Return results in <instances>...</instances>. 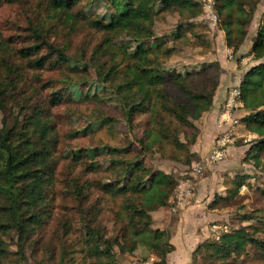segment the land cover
<instances>
[{
  "label": "trees",
  "instance_id": "trees-1",
  "mask_svg": "<svg viewBox=\"0 0 264 264\" xmlns=\"http://www.w3.org/2000/svg\"><path fill=\"white\" fill-rule=\"evenodd\" d=\"M41 1L47 11L61 16L70 27L85 20L87 26L103 35V41L95 46L86 62V58L70 57L64 46L51 42L42 28L33 25L19 48L5 49L0 40V112L3 116L0 126V234L13 235L12 241L17 248L15 253L9 252L0 238V264L27 261V248L35 242L46 243L44 248L51 254V260L55 258V264H123L124 258L134 256L138 248L145 250L141 254H147L145 259L154 255L159 258L158 264H166L168 254L174 250L169 243L170 234L151 228L150 213L168 205L181 176L156 171L145 164V159L156 154L160 159L173 162H180V155H185V164L199 160L191 154L200 133L195 122L212 107L221 68L205 66L195 73L160 75L156 71L160 60L173 54V50L162 51L160 46L156 49L138 46L129 51L128 46L121 45L108 55L115 46L113 39L116 37L140 44L153 35L154 0H112L109 19L92 22L74 11L80 0ZM261 1L213 0L225 46L234 54L244 43ZM162 5L164 9H178L180 15L184 11L191 15L201 12V5L194 0H162ZM182 32L178 27L174 38L179 39ZM120 55L122 60L118 59ZM247 55L257 64L247 69L239 84L243 111L239 121L246 132L259 137L244 158L247 164L258 166L259 158L264 156V11ZM124 61V69L118 68ZM76 63L85 69L93 67L94 79L106 89L114 85L130 131L136 126L146 130L143 137L137 138L138 151L131 145L120 149L97 145L94 149L70 151L71 158H66L70 159L75 172L71 171L73 176L64 180V194L73 203L65 207V212L72 211L73 216H63L59 221L60 234H53L52 239L45 242V231L54 217L59 182L56 155L60 141L52 110L62 103L102 102L103 98L98 94L91 98L82 94V83L71 77L76 70L70 69L58 83L44 81L41 73L61 66L67 71L70 64ZM119 72L124 74L117 82ZM29 73L36 80L32 89L34 95L46 93L43 99L26 98L31 80ZM22 93L26 106L18 102ZM15 107L20 108V114L13 116ZM142 116L145 121L137 122ZM104 119L101 118L99 125L106 124ZM100 157L110 163L108 169L99 166L96 159ZM184 177L185 174L181 179ZM232 184L229 198L245 185V179L235 178ZM111 198H119L121 202L119 211L112 212L109 222L113 228L109 234L101 215ZM257 226L255 229L259 228L264 235V220ZM250 229L240 227L223 233L218 240L203 241L193 252L191 264H234L251 253L264 261V239ZM52 241L55 244L51 245ZM11 256L17 260H12Z\"/></svg>",
  "mask_w": 264,
  "mask_h": 264
},
{
  "label": "rangeland",
  "instance_id": "rangeland-1",
  "mask_svg": "<svg viewBox=\"0 0 264 264\" xmlns=\"http://www.w3.org/2000/svg\"><path fill=\"white\" fill-rule=\"evenodd\" d=\"M154 1L153 35L140 44L125 37H116L113 39L115 46L109 50L108 55L116 52L117 46L121 45L128 46L130 48L129 51L135 50L138 46L151 47L153 49L160 46L162 51L171 50L172 52L173 50V54L171 53L167 59L160 60L161 64L156 68L157 73L160 75H185L186 73H195L205 66L213 68L218 65L220 67L218 63H215V60L222 59V56L230 61L232 65L236 64L243 69L252 66L249 59H245L247 54H234L232 50L225 46L224 33L219 29L213 0L210 2L208 0H194L201 5V12L198 15H191L189 11H184L180 15L178 9H164L162 0ZM261 2L258 6L259 9L257 8L259 12L264 11V0ZM111 4L112 0H80L74 11L79 12L80 17L82 16L83 19L90 22L94 20L103 21L109 19L108 14L110 13ZM207 8L213 11L215 17L210 14ZM256 24L257 31L259 22L257 23L256 21L255 26ZM32 25L42 28L43 34L57 46H64L70 57L74 56L77 59L86 58V62H88V57L91 56L95 46L103 41V35L87 26L85 20H80L75 27H70L64 23L61 16H55L52 12L47 11L41 0L0 1V40L4 42L5 49L7 47L10 49L19 48V44L29 36L28 29ZM178 27L183 32L179 39H175L174 34L177 32ZM105 58H108V56ZM118 59L122 60L123 57L120 55ZM101 64L102 61L99 65ZM125 64L126 62L124 61L118 68L124 69ZM70 69L76 70V74H72L71 77L82 83L80 89L83 95H88L91 98L93 95L98 94L103 99L102 102L80 101L77 99V103H62L57 109L52 110L60 141L56 155L59 161L57 168L59 182L56 185L54 217L45 231V242L52 239L53 234H60L61 224L59 221L63 216H73L72 211L65 212V207H71L73 203L64 194V186L66 185L64 180L69 176H73L71 171L75 172L72 170L73 167L70 166V159L66 158L67 156L71 158L70 151L94 149L97 145L118 149L131 145L135 151H138L137 138L143 137V132L146 130L143 126H136L132 131L128 129L124 120L123 109L114 93V85H111L109 90L96 81L94 79L96 78V72L93 67L85 69L78 63L73 66L70 64V68L67 71H64V67L61 66L53 70H46L41 73V76L44 81L53 80L58 83ZM123 74L119 72L116 78L117 82L121 81ZM31 76V73H29L28 77L31 78ZM28 85L30 88L27 91L26 98H31V96H33V100L35 98L37 100L44 98L46 93H41L38 97L34 95L32 89L36 86V80L33 77ZM37 92H40L39 88H37ZM24 95L22 93L18 96V102L26 106ZM18 108L15 107L13 109V116L20 114V108ZM103 117L106 124L99 125V121ZM2 118L3 116L0 112V126ZM138 120L144 122L145 117L138 118L137 122ZM233 133V140L230 144L227 158L229 162L220 163L215 166V169L209 170L207 168L199 178L196 189L203 179L209 181V188L206 191L207 197L211 201L214 199L210 203L209 208L211 210L208 221L210 234H212L211 227L213 224L218 225L222 229L226 228L227 231L240 227H251V233L264 239L262 231L259 228L255 229L258 227L260 220H264V156L261 159L259 158L258 166L247 164L243 160L247 146H249L248 144L257 141L259 137H255V139L248 138V133L242 127L235 129ZM180 156V162H173L167 159H160L156 154L149 155L145 159V164L152 166L154 169H157L158 166L167 167L170 170L179 172L177 174L182 177L190 164L184 163L185 155ZM96 160L101 168H109L110 163L103 157ZM214 172L217 173L216 178L211 176ZM238 177L245 179V185L239 189L235 196L229 198L228 190L233 188L232 181ZM105 182L107 183V180ZM174 194L175 190L173 196ZM120 202L119 198L108 199L105 211L101 215V221L104 222L109 234H111L110 232L113 228L109 220L114 212L119 211ZM248 217H251V219ZM0 238L5 243L6 250L11 253L17 251L14 241H12L13 235L10 237L1 235ZM53 244H55L54 241L51 242V245ZM45 245L46 243L35 242L32 247L27 248V261L20 260L18 264H55V258L53 260L50 259L51 254L46 251ZM115 250L116 253L119 252L118 248H115ZM145 255L147 254L139 255L135 258L145 259ZM10 258L17 260L15 256ZM132 260L130 256H127L124 258L123 264H128ZM234 264H264V261H261L256 255L251 253L247 257H242L235 261Z\"/></svg>",
  "mask_w": 264,
  "mask_h": 264
},
{
  "label": "crops",
  "instance_id": "crops-1",
  "mask_svg": "<svg viewBox=\"0 0 264 264\" xmlns=\"http://www.w3.org/2000/svg\"><path fill=\"white\" fill-rule=\"evenodd\" d=\"M261 3L262 2H260V4ZM258 9L254 14L253 22L249 27L248 34L244 40V43L242 44L238 52V54L240 55L248 54L251 50L252 40L255 36L257 27V24L255 26V23L256 21L257 23L259 22V18L261 16V13L263 12H259ZM245 59H249L251 65H254L256 63L251 59V56L249 55H246ZM215 63H218L221 67L220 84L213 97L212 107L208 112L204 113L198 121L195 122V126L199 129L200 133L191 149V154H193L195 158L199 160L205 158V156L210 152L218 135L223 130H226L230 127V123L224 121L221 117V104L226 96L228 89L232 86L239 85L245 72L248 69V67H246V69H243L241 66H238L236 64L232 65V63L223 56L222 59L215 60ZM237 111V113L235 112V116L240 120V118L243 116V111L241 109ZM240 127H242L241 123L237 128ZM255 142L256 141L248 144L249 146H247V150ZM227 158L223 162H221V164L229 162ZM219 164L220 163L212 165L208 167V169H215V166ZM155 170L162 171L165 174L173 173L177 175V173H179L163 166H158V168ZM216 174L217 173L214 172L211 176H214L216 178ZM208 188L209 181L203 179V181L200 182L199 187L196 189L195 195L189 200L188 205H186L184 209L178 212H172L170 210L169 199L167 206L161 207L150 213L152 219L151 228L166 230L170 234L169 243L173 246L174 250L170 254H168L166 264H191L192 254L197 246L203 241L211 239L208 221L210 219L211 211L209 209L210 203H212L214 199L211 201L210 198L207 197L206 191ZM144 252L145 250L143 248H138L135 252L136 254L130 257L131 259H134Z\"/></svg>",
  "mask_w": 264,
  "mask_h": 264
},
{
  "label": "built area",
  "instance_id": "built-area-1",
  "mask_svg": "<svg viewBox=\"0 0 264 264\" xmlns=\"http://www.w3.org/2000/svg\"><path fill=\"white\" fill-rule=\"evenodd\" d=\"M209 2L211 0H208ZM210 8V6H209ZM209 8H207L209 10ZM210 14L215 17L212 10ZM241 92L239 85L232 86L228 89L226 96L221 104V117L224 121L230 123V127L223 130L216 138L214 145L205 158L194 160L190 163L185 177L178 182L175 189V194L170 198V210L178 212L188 205L189 200L195 195L196 185L199 178L204 174V171L217 163L223 162L229 154L230 144L232 143L233 131L240 126L239 119L235 116V112L242 108ZM254 134L249 133L248 138L255 139ZM247 138V139H248ZM211 239L218 240L219 237L228 232L226 228H219L218 225L213 224L211 227ZM159 258L157 256H150L147 259L135 258L128 264H158Z\"/></svg>",
  "mask_w": 264,
  "mask_h": 264
}]
</instances>
